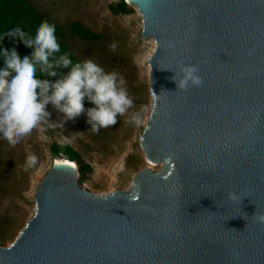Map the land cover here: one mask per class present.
Listing matches in <instances>:
<instances>
[{
	"label": "water",
	"instance_id": "obj_1",
	"mask_svg": "<svg viewBox=\"0 0 264 264\" xmlns=\"http://www.w3.org/2000/svg\"><path fill=\"white\" fill-rule=\"evenodd\" d=\"M128 1L153 45L139 146L162 168L94 194L52 161L0 264H264V0ZM182 64L201 86L178 89Z\"/></svg>",
	"mask_w": 264,
	"mask_h": 264
},
{
	"label": "rangeland",
	"instance_id": "obj_2",
	"mask_svg": "<svg viewBox=\"0 0 264 264\" xmlns=\"http://www.w3.org/2000/svg\"><path fill=\"white\" fill-rule=\"evenodd\" d=\"M30 1L60 24L76 20L101 35V43L95 47L78 39L71 40L72 51L83 59L94 60L105 71H116L122 76L133 106L124 116H118L114 125L96 133L87 122L86 112L67 120L63 113L48 104V123L33 129L17 144L10 145L0 134V166L3 168V178H0V245L14 239L33 213L34 190L53 160L47 151L50 142L69 145L83 162L90 165V172L79 184L94 194L130 191L136 171L143 168L159 171L162 168L160 163L151 162L150 165L139 146V137L151 109L147 57L153 45L150 38L140 36L138 11L126 2L130 8L127 14H112L108 4L117 0ZM83 104L85 109L91 108L85 101ZM138 111L144 119L141 125L130 122L131 115ZM49 124L55 127H49ZM29 155H35V164H28Z\"/></svg>",
	"mask_w": 264,
	"mask_h": 264
},
{
	"label": "clouds",
	"instance_id": "obj_3",
	"mask_svg": "<svg viewBox=\"0 0 264 264\" xmlns=\"http://www.w3.org/2000/svg\"><path fill=\"white\" fill-rule=\"evenodd\" d=\"M55 33V25L47 20L39 23L34 37L16 26L7 35L19 36L25 46L32 49L31 55L21 59L15 48L0 50L4 58V67L0 68V134L10 145L17 144L33 129L48 123V104L63 113L67 120L86 112L87 122L96 133L114 125L117 117L124 116L133 106V99L122 76L116 71H105L92 59L74 62L70 53H61ZM60 68L68 71L58 74L57 69ZM38 71L42 75L58 78L54 81L37 78ZM199 71L196 65L182 64L181 76L177 78L175 73L170 79L176 82L179 90L186 91L189 85H202ZM85 98L95 106L85 109ZM157 98L158 95L153 92V108ZM130 122L143 124L141 112L133 113ZM49 127L55 125L49 124ZM27 162L29 165L35 164V155H29ZM228 196L229 199L235 198L232 193ZM257 219L264 223V214Z\"/></svg>",
	"mask_w": 264,
	"mask_h": 264
},
{
	"label": "trees",
	"instance_id": "obj_4",
	"mask_svg": "<svg viewBox=\"0 0 264 264\" xmlns=\"http://www.w3.org/2000/svg\"><path fill=\"white\" fill-rule=\"evenodd\" d=\"M108 9L112 14H127L130 11L127 3L123 0H117L116 2L109 3ZM42 20H47L55 25V34L61 47V53H70V58L74 62H79L84 59L72 51L70 45L71 40L78 39L94 47L101 43L102 38L99 33L88 29L76 20L60 24L52 19L48 14L37 9L30 0H0V50H11L12 48H15L21 59H23L25 55L30 56L32 49L25 46L19 36L12 37L7 35V33L11 32L16 26H20L26 34L34 37L36 28ZM3 67L4 58L0 55V68ZM67 71L68 69L66 68L57 69L58 74L66 73ZM37 78L54 81L58 77L42 75L38 71ZM84 101L87 105H89V107L95 106L87 98H85ZM47 151L52 158L63 157L67 160L73 161L79 183L91 170L90 165L83 162L79 154L67 144L50 142L47 146ZM2 172L3 168L0 166V178H3Z\"/></svg>",
	"mask_w": 264,
	"mask_h": 264
},
{
	"label": "bare ground",
	"instance_id": "obj_5",
	"mask_svg": "<svg viewBox=\"0 0 264 264\" xmlns=\"http://www.w3.org/2000/svg\"><path fill=\"white\" fill-rule=\"evenodd\" d=\"M126 2L129 3L128 0H126ZM52 161L55 162V163H58V164H61V163L65 164L64 162L66 161L68 165L72 166L73 168L75 167L74 162H73V161H70V160H65V159H61V158H53ZM147 162H148L150 165H152L151 162H149L148 160H147Z\"/></svg>",
	"mask_w": 264,
	"mask_h": 264
},
{
	"label": "snow or ice",
	"instance_id": "obj_6",
	"mask_svg": "<svg viewBox=\"0 0 264 264\" xmlns=\"http://www.w3.org/2000/svg\"><path fill=\"white\" fill-rule=\"evenodd\" d=\"M64 163H65V164H67V162H66V161H65Z\"/></svg>",
	"mask_w": 264,
	"mask_h": 264
}]
</instances>
